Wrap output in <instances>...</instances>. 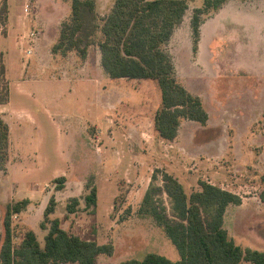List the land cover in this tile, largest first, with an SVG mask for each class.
I'll return each instance as SVG.
<instances>
[{
    "label": "rangeland",
    "instance_id": "rangeland-1",
    "mask_svg": "<svg viewBox=\"0 0 264 264\" xmlns=\"http://www.w3.org/2000/svg\"><path fill=\"white\" fill-rule=\"evenodd\" d=\"M72 2L8 0L9 20L0 25L10 81L0 116L11 134L9 161L0 171V246L7 205L27 198L30 212L13 216L14 241L20 244L25 229H33L44 245L48 231L41 224L55 197L59 203L50 219H61L62 227L85 240L114 245V254L100 255L97 264H121L150 252L178 261L164 228L141 212L146 192L155 187L157 205L175 219L164 191L168 173L188 195L202 190L201 181L238 195L242 204L231 206L225 228L242 248L264 251V0H254L259 10L253 13L232 5L220 16H207L196 46L191 19L204 0H189L182 24L163 48L177 81L202 99L209 121H183L173 142L155 131L161 104L155 81L111 79L97 45L85 61L76 51L53 52L63 24L72 19ZM95 2L103 18L115 0ZM32 30L40 36L29 45ZM93 187L95 211L86 210L85 202ZM75 197L80 207L70 214L67 205Z\"/></svg>",
    "mask_w": 264,
    "mask_h": 264
},
{
    "label": "trees",
    "instance_id": "trees-1",
    "mask_svg": "<svg viewBox=\"0 0 264 264\" xmlns=\"http://www.w3.org/2000/svg\"><path fill=\"white\" fill-rule=\"evenodd\" d=\"M228 1L204 0L203 7L194 11L191 28L195 46L206 17L220 11ZM188 8L189 0H115L110 13L100 18L95 0H73L72 19L63 24L53 52L76 51L86 59L90 47L97 45L101 66L110 78L155 81L161 93V104L154 117L155 131L162 140L173 142L183 121L203 126L209 121L202 99L177 81L173 60L163 48L182 24ZM8 20V0H1L0 25L5 26ZM9 99L10 81L4 53L0 51V105L8 104ZM10 136V127L0 116V171L9 161ZM262 179L264 183V176ZM163 180L164 191L173 200L175 219H170L166 209L157 205L155 195L159 189L155 187L146 192L141 212L152 216L164 228L181 259L173 261L150 252L143 259L133 258L121 264H242L243 261L264 264V251L242 248L225 228L228 207L242 204L238 195L205 181L200 182L201 191L188 195L173 175L166 173ZM261 199L264 201V196ZM85 202L86 210L95 211L96 187ZM30 203L29 199H23L7 205L0 264H97L100 255L114 254L113 244L85 240L64 229L59 218L50 219L57 206L55 197L50 198L41 224L48 231L44 245L32 229H25L21 243L16 245L13 216L24 212ZM79 207L80 200L75 197L67 205V211L75 214Z\"/></svg>",
    "mask_w": 264,
    "mask_h": 264
},
{
    "label": "crops",
    "instance_id": "crops-1",
    "mask_svg": "<svg viewBox=\"0 0 264 264\" xmlns=\"http://www.w3.org/2000/svg\"><path fill=\"white\" fill-rule=\"evenodd\" d=\"M238 0H229L224 6H223V8L220 10V11H218L217 12V16H220L221 14H222V12L225 10V8H226V10H228L232 5H234L235 6V8L237 7H242L244 10H246V11H249V13H253L254 11H257V10H259V7H257V5H255L254 4V0H246L245 2H242V1H240V2H237ZM69 53V52H68ZM89 54V53H88ZM67 55V54H66ZM88 57V56H87ZM85 60H87V58L86 59H84V61ZM83 68V67H82ZM108 75V74H107ZM109 76V75H108ZM110 77V76H109ZM112 79V78H111ZM113 80H115V81H117V80H121V79H113ZM130 80H132V79H130ZM60 81H62V80H60ZM5 106H7V104H5V105H0V113H2V112H4V110H5ZM4 119V118H3ZM27 199H29L30 200V202L32 203V198H27ZM57 200V203H59V201H58V199H56ZM30 203V204H31ZM31 205H33V203L31 204ZM58 205V204H57ZM231 206L232 205H230L229 207H228V210H227V212H226V215H227V213H228V211H229V209L231 208ZM29 207V206H28ZM30 208H31V206L29 207V208H27L26 209V211L25 212H23L22 214H21V216H25L26 215V212H30ZM22 218V217H21ZM226 218H227V216H225V225H226ZM61 220V219H60ZM62 221V220H61ZM23 222H24V224H26L27 225V222H26V220H24L23 219ZM63 226V225H62ZM64 228V227H63ZM65 229V228H64ZM33 230V229H32ZM34 231V230H33ZM35 232V231H34ZM35 234H36V232H35ZM37 235V234H36ZM75 235H77V234H75ZM46 236V235H45ZM37 237H38V235H37ZM41 243V242H40Z\"/></svg>",
    "mask_w": 264,
    "mask_h": 264
},
{
    "label": "built area",
    "instance_id": "built-area-1",
    "mask_svg": "<svg viewBox=\"0 0 264 264\" xmlns=\"http://www.w3.org/2000/svg\"><path fill=\"white\" fill-rule=\"evenodd\" d=\"M40 36V31H34L32 30L30 33L27 35V42L30 45L31 42H35ZM32 47L30 46L28 49H26V54L30 56L32 54Z\"/></svg>",
    "mask_w": 264,
    "mask_h": 264
}]
</instances>
